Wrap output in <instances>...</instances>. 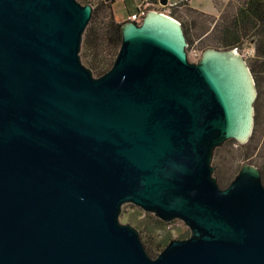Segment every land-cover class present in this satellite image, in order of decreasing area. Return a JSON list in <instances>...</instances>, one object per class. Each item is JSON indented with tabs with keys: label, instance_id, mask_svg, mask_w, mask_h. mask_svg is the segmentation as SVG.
<instances>
[{
	"label": "water",
	"instance_id": "1",
	"mask_svg": "<svg viewBox=\"0 0 264 264\" xmlns=\"http://www.w3.org/2000/svg\"><path fill=\"white\" fill-rule=\"evenodd\" d=\"M92 13L0 0V264H264L260 170L245 163L221 187L212 164L253 129L245 58L208 48L191 61L181 23L149 10L122 23L95 76L80 55ZM126 203L190 234L151 256L120 219Z\"/></svg>",
	"mask_w": 264,
	"mask_h": 264
},
{
	"label": "trees",
	"instance_id": "2",
	"mask_svg": "<svg viewBox=\"0 0 264 264\" xmlns=\"http://www.w3.org/2000/svg\"><path fill=\"white\" fill-rule=\"evenodd\" d=\"M79 1L93 7L92 18L83 35L80 55L83 63L95 76H99L111 67L121 44V25L129 20L120 22L115 18L113 4L116 0ZM213 3L217 15L191 6L189 0L176 1L167 13L181 23L188 52L192 49L203 52L208 48L240 51L245 45L251 47L252 53L246 57V62L256 88L253 129L244 143L229 139L231 144L237 145L229 150V154L235 156L229 165L236 163L231 178L227 176L225 159L218 155L223 146L215 148L214 175L219 185L226 187L240 167L249 163L260 170L264 184V0H228L226 3L213 0ZM178 9L183 12L176 13ZM162 10L165 11L164 8ZM125 215L123 214L124 219ZM144 219L134 222V226L148 253L155 256L168 242H156L152 226L158 228L165 223L151 214H145Z\"/></svg>",
	"mask_w": 264,
	"mask_h": 264
},
{
	"label": "rangeland",
	"instance_id": "3",
	"mask_svg": "<svg viewBox=\"0 0 264 264\" xmlns=\"http://www.w3.org/2000/svg\"><path fill=\"white\" fill-rule=\"evenodd\" d=\"M143 1H145V0H116L113 4V13H114L115 18L117 20L125 19L132 12L136 11L137 8L141 5V3ZM199 1L201 3H203L204 7H210L211 0H199ZM173 3H176V1H174ZM160 6L161 5L156 6V7L152 6L150 8V10H156L159 12H163V10ZM179 12L182 13L183 10L178 9L176 11V13H179ZM239 52L241 53V55L246 60V57L252 53V49L249 45H245V47L242 50H240ZM187 53H189V52L187 51ZM202 53L203 52H201L200 57L202 56ZM222 146H223V149L218 153V155H221L225 159V162L227 163V172H228L227 176H230V178H231L233 176L232 173H233V170H234L236 163H234L233 165H229L231 160L234 159V157H235L234 154H229V150L231 148H236L237 145L235 143L231 144L229 140H226L222 144ZM214 162H215V158L212 159L213 165H214ZM123 214H126L125 215L126 219L123 218ZM145 214H151L152 216L155 217L154 214L149 213V212H145L140 207H138L132 203H126L122 206L120 219L123 222L130 223V224L134 225V222H137V220H142V218L144 219ZM145 220L146 219H144V221ZM163 222L165 224H161V226H159L158 228H156L155 226H152V230H153L152 232H154V235H155L154 239L156 242H162V244H164L165 242H168L172 238H186L190 234V230H189L188 226L180 219H174L170 222H165V221H163ZM158 252H160V251H157V253Z\"/></svg>",
	"mask_w": 264,
	"mask_h": 264
},
{
	"label": "built area",
	"instance_id": "4",
	"mask_svg": "<svg viewBox=\"0 0 264 264\" xmlns=\"http://www.w3.org/2000/svg\"><path fill=\"white\" fill-rule=\"evenodd\" d=\"M174 3H168L166 6H162V8L165 9V11L163 10V13L167 14V12L170 11V6H172ZM150 5L151 4V0H145L141 3V5L137 8L136 12L128 15L127 19L128 20H133L136 22H141V20L143 19V17L147 14V12L150 10ZM201 52H199L196 49H192L190 50V52L188 53V58L191 61H197L200 58Z\"/></svg>",
	"mask_w": 264,
	"mask_h": 264
},
{
	"label": "crops",
	"instance_id": "5",
	"mask_svg": "<svg viewBox=\"0 0 264 264\" xmlns=\"http://www.w3.org/2000/svg\"><path fill=\"white\" fill-rule=\"evenodd\" d=\"M172 1L174 2V1H177V0H168V3H171ZM219 1L223 2V3H226L228 0H219ZM189 3H190L191 6H193L195 8H198L200 10H203V11H205L207 13H211V14H214V15L218 14L217 9H216V7H215V5L213 3V0H211V2H210V7H204L203 3H201L199 0H189ZM151 4L152 5H150V8L152 6L156 7V6L160 5L158 0H151ZM160 7L162 8V6H160ZM134 12H136V11H134ZM134 12H132V13H134ZM127 17L125 19H119L118 21L123 22V21L127 20Z\"/></svg>",
	"mask_w": 264,
	"mask_h": 264
}]
</instances>
